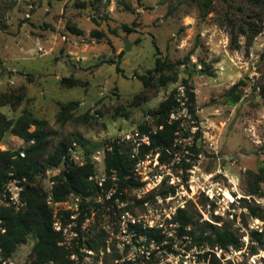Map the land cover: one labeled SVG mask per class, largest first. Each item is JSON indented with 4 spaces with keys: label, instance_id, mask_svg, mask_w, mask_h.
Wrapping results in <instances>:
<instances>
[{
    "label": "rangeland",
    "instance_id": "rangeland-1",
    "mask_svg": "<svg viewBox=\"0 0 264 264\" xmlns=\"http://www.w3.org/2000/svg\"><path fill=\"white\" fill-rule=\"evenodd\" d=\"M211 1L203 16V0H0V97H13L14 102L0 105V151L25 147L7 126L27 112L46 121L48 150L70 139V155L91 162L94 178L102 185L99 198L84 200L87 206L80 198L68 197L65 204L52 208L64 212L73 231L84 216L81 239L101 246L96 251L82 246L80 264H114L116 256L119 263L135 264L138 257L144 259L141 264H217L216 260L264 264V180L263 195L251 196L247 177L248 172L264 175V30L250 46L239 34L240 49L234 50L227 25V19L232 20L236 32L242 24L264 26V4ZM68 25L82 34L70 33ZM93 31L101 36H92ZM124 39L131 43L127 52ZM157 58L173 65L169 75L175 79L163 86L154 81L145 88L137 77L147 75ZM64 78L76 79L80 85H62ZM238 82L241 98L231 104L224 95ZM185 84L195 95L197 118L181 104L171 115V119L184 118L176 147L166 151L163 161L152 151L140 156L143 146L131 149L138 162L133 176L143 186L112 200L104 198L116 189L113 182L105 188L107 147L114 142L129 146L120 142L127 134L154 132L152 111L173 90L184 91ZM71 102L78 105L63 109ZM140 126L148 127V132ZM193 146L198 153L189 149ZM63 169V164L48 169V174L35 178L37 185L49 193L50 181ZM26 184L20 182L23 190ZM170 189L173 192L166 197L160 194ZM177 209L200 217L199 222L225 225L235 231L242 247L222 252L193 246L178 237L171 224ZM214 217L220 221L213 222ZM133 223L159 229L162 243L137 236L130 227ZM252 232L261 234L262 242ZM74 237L70 234L65 241ZM34 242L30 236L17 246L15 264H29ZM206 252L210 254L205 256Z\"/></svg>",
    "mask_w": 264,
    "mask_h": 264
},
{
    "label": "trees",
    "instance_id": "trees-1",
    "mask_svg": "<svg viewBox=\"0 0 264 264\" xmlns=\"http://www.w3.org/2000/svg\"><path fill=\"white\" fill-rule=\"evenodd\" d=\"M256 6L264 4V0H252ZM212 5L211 0H203L200 5V10L203 16H206ZM84 6V4H81ZM227 25L230 27L229 45L234 50L240 49L239 34L244 36L245 45L250 46L254 38L264 30V26L256 22L239 25L237 27L232 20L227 19ZM48 28V25H45ZM126 32H130L129 27L123 25ZM68 31L75 35H81L82 31L74 25H68ZM92 36L99 38L100 33L93 31ZM173 70V65L160 58L156 59L155 67L148 71L147 75H141L137 78L141 81L145 88L157 82L160 86L174 80V77L169 75ZM157 77V78H156ZM62 85L67 87H75L80 85V81L72 78H64L61 80ZM240 82L234 84L229 91L224 95L225 99L231 104L237 103L241 95L239 93ZM176 90H173L169 96L162 101L158 107L152 111L154 119L155 131L149 134L150 145L143 146L140 151V156L150 151L159 153L160 161H163V155L167 150H173L176 147L175 139L179 132V126L183 119L181 116L176 119H171L172 114L177 113L179 107ZM140 100V97H136ZM184 106L189 115L195 116V95L190 86H184ZM13 97L2 95L0 97V105L13 104ZM77 102L67 104V107L77 106ZM10 132L19 137L26 144L18 150L0 151V189L4 188L12 180H25L26 187L22 191V200L25 202V207L20 211L12 209H3L0 213L2 227L4 232L0 231V249L5 256H11L17 246L25 244L30 236L35 240L31 252L29 254V264H73L70 260L72 254L80 255L79 248L86 244L88 250L96 251L101 248L95 240L81 241L78 240V247L75 250L68 249L64 245L63 237L60 233L52 229L53 213L52 208L46 203V192L43 191L40 185H37L35 178L43 175L48 169L57 168L63 164L64 169L55 177H53L54 185L51 189L53 201L56 203L63 202L70 194L80 196L83 205L87 206L85 199L91 200L97 195L100 190L97 181L94 179V166L91 162H86L79 166L68 160L67 150L71 146L70 139L60 140L51 150H48V131L47 123L44 120H37L29 113H23L14 123H8L7 126ZM33 127V131L30 128ZM140 130L148 132L149 128L140 126ZM2 132H0V140ZM83 146L87 142L79 141ZM111 151L106 152L104 156V171L108 177L105 181L106 190L113 182L116 185L115 192L112 194L111 200L123 195L125 190L139 189L143 183L135 180L132 177V172L135 165V160L130 157V146H123L116 142L111 143ZM192 152L198 153L195 147L189 148ZM248 179L252 186L249 190L251 196H262L260 183L264 180L262 172L247 173ZM112 178H114L112 180ZM173 189L163 190L160 194L166 197ZM244 203L247 201L242 200ZM145 201H140L143 204ZM254 217H257L255 210L248 205L246 206ZM68 217V215H67ZM85 219L80 216L77 220L80 224ZM195 215L184 209H177L176 213L171 218V224L178 233V237H184L186 241H190L193 246L208 247L209 249H218L222 252H227L230 248L240 250L242 247L240 238L237 237L235 231L222 225L220 227L208 221L199 222ZM220 219L214 217L213 222L218 223ZM131 229L137 236L145 237L149 241L156 244H161L163 239L159 229L143 228L140 224H130ZM79 231V229H77ZM80 234V233H79ZM258 242H262V235L256 232L251 233ZM210 254L205 253V256ZM81 258V255H80ZM121 258L116 256L114 264H135L134 261L128 260L119 263ZM144 259L138 257L137 263L141 264ZM217 264H220L216 260Z\"/></svg>",
    "mask_w": 264,
    "mask_h": 264
},
{
    "label": "built area",
    "instance_id": "built-area-1",
    "mask_svg": "<svg viewBox=\"0 0 264 264\" xmlns=\"http://www.w3.org/2000/svg\"><path fill=\"white\" fill-rule=\"evenodd\" d=\"M176 96L178 97L177 101L179 102V106L182 104L181 108L184 111H186V113L188 114L187 109L184 106V100H182L184 98V91L178 93ZM179 109H180V107H179ZM172 115H174V114H172ZM120 142L129 144V146L131 147L132 150H135V149L139 148L140 146H146V145L148 146V145H150L149 144V136L144 134V133L140 134L138 132H135L133 134L124 135L123 137H121ZM73 146H74V144H73ZM107 151L108 152L111 151V146L107 147ZM71 153H72V148H69L68 152H67L68 160H70L71 162H73V163H75V164H77L79 166H81L84 163H86L82 159H80L78 157H75L73 155H70ZM130 157H131V159H134V155L132 154L131 151H130ZM136 165H138V162L135 163V165H134V169H133V172H132V177L135 180H138V179H136L133 176L134 170H136ZM48 173H49V171H47V174ZM22 181H25V180H22ZM20 182L21 181H19V180H12L4 188L0 189V213H1V211L3 209H12L14 211H20L21 209H23L25 207V202L22 200L23 188L20 185ZM97 183H98V186L100 188V190L97 193V197L99 198V195L101 194L100 191L102 190V185L99 182H97ZM53 185H54V180L52 179L50 181V186H53ZM113 193H108V195L104 196V198L106 197L107 200H111V197H112ZM68 197H74L75 199H79V198L82 199L80 196H77V195H74V194H70ZM87 199H85V201ZM90 200H91V198H90ZM65 201L59 202V203L54 202L53 198H52L51 190L49 191V193L46 194V203L51 208L60 206L62 204H65ZM53 211H54V209L52 210V213H53L52 229L55 232H58V233H60L62 235L63 242L61 243V245H64L68 249H73L74 247H78V240L80 238H82L83 230L85 228L84 227V220L85 219L80 224L77 222L76 226L74 227V231H73V229H71L72 228L71 227V222L72 221L66 222V219L64 218L65 217L64 216V212L58 213V211H54V212ZM133 224H135V223H133ZM173 226H175V225H173ZM77 229H79V231ZM0 231L4 232V228L2 227L1 218H0ZM70 234L74 235L75 237L72 238L68 242L65 241L66 238H68V236ZM81 241H83V240L81 239ZM66 243L73 244V247H71V248L67 247ZM81 248L82 247L79 248V253H80ZM86 250H88V249H86ZM88 251H91V250H88ZM80 255H81V258H82V254L81 253H80ZM80 255L79 256L76 255V254H72L71 255V256H74V257L76 256L78 258L76 260L73 259V261H74L73 264H80L81 263ZM0 264H15L14 263L13 254L11 256H5L3 251L0 249Z\"/></svg>",
    "mask_w": 264,
    "mask_h": 264
},
{
    "label": "water",
    "instance_id": "water-1",
    "mask_svg": "<svg viewBox=\"0 0 264 264\" xmlns=\"http://www.w3.org/2000/svg\"><path fill=\"white\" fill-rule=\"evenodd\" d=\"M123 50L125 52L129 51L130 47H131V43L129 41H127L126 39L123 40Z\"/></svg>",
    "mask_w": 264,
    "mask_h": 264
}]
</instances>
